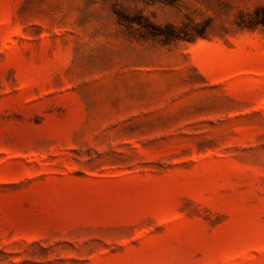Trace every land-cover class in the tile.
Returning <instances> with one entry per match:
<instances>
[{"label":"rangeland","instance_id":"obj_1","mask_svg":"<svg viewBox=\"0 0 264 264\" xmlns=\"http://www.w3.org/2000/svg\"><path fill=\"white\" fill-rule=\"evenodd\" d=\"M0 264H264V0H0Z\"/></svg>","mask_w":264,"mask_h":264},{"label":"trees","instance_id":"obj_2","mask_svg":"<svg viewBox=\"0 0 264 264\" xmlns=\"http://www.w3.org/2000/svg\"><path fill=\"white\" fill-rule=\"evenodd\" d=\"M202 32L195 31L194 34H190L184 28H176L174 26H165L162 29H156L155 33L152 34L154 37H159L163 41L168 42L172 40H185L189 41L192 37H201Z\"/></svg>","mask_w":264,"mask_h":264}]
</instances>
